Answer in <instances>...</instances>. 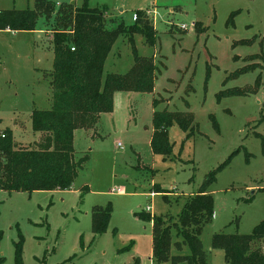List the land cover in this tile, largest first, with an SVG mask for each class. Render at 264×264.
<instances>
[{
	"label": "rangeland",
	"instance_id": "1",
	"mask_svg": "<svg viewBox=\"0 0 264 264\" xmlns=\"http://www.w3.org/2000/svg\"><path fill=\"white\" fill-rule=\"evenodd\" d=\"M34 1L0 0V11L32 10ZM48 1L79 7L83 0ZM88 6L106 9L108 27L131 25L134 11L147 8L156 42L149 46L135 34L134 47L163 66L152 92L116 91L111 113L74 131V160L84 161L70 189L0 190L2 264H15L19 235L23 264H157L151 222L137 214L176 221L188 196L229 159L207 188L213 216L199 235L206 264H226L223 251L211 248L212 235H246L264 221V0H88ZM53 20L41 14L30 31L0 30V130L11 128L21 145L37 136L32 110L51 105ZM240 40L250 43L233 45ZM255 54L261 59L254 70L231 77ZM132 64L127 36H119L104 74H124ZM233 89L248 91L219 96ZM164 109L190 115L193 125L190 135L177 123L166 129L168 155L150 147L152 113ZM107 205L106 230L94 235L91 212ZM188 253L173 231L170 254Z\"/></svg>",
	"mask_w": 264,
	"mask_h": 264
},
{
	"label": "trees",
	"instance_id": "2",
	"mask_svg": "<svg viewBox=\"0 0 264 264\" xmlns=\"http://www.w3.org/2000/svg\"><path fill=\"white\" fill-rule=\"evenodd\" d=\"M148 11L147 8L137 9L134 11L133 24L125 25L120 21L112 27L105 24V10L89 7L88 0H83L79 7L73 2L56 6L48 0H35L32 10L0 11V30L30 31L39 15L54 18L50 39L53 45V66L47 75L51 105L48 109H34L31 112V129L39 134L37 140L21 145L14 141L11 128L0 130V190L7 193L21 191L30 195L40 190L70 189L84 161L74 160V131L78 128H93L100 114L111 113L114 92L153 91L156 72L159 73L163 65L155 64L151 58L140 57L133 39L135 34H140L147 45L155 44L153 23L146 17ZM123 35L127 36L133 64L124 74H104L107 56L116 39ZM238 43L248 44L250 41L240 40L233 45ZM258 59H261L259 54L248 56L249 63L235 71L231 77L254 70L259 65L254 61ZM255 83H259V77ZM244 91L226 90L220 92L219 96L241 95ZM157 101H153L154 106ZM152 122L150 147L154 154H170L166 129L173 123H177L187 135L193 129L190 115L166 109L154 110ZM228 162L229 159L210 172L198 191L188 196L176 221L150 217L143 212L137 214L139 219L152 224L151 258L157 264H206L199 235L202 227L213 216V200L207 188L214 181L215 174ZM154 192L167 196L163 190ZM110 211L109 205L93 208L91 229L94 235L104 233ZM173 231L181 238V243L188 247L187 255L170 254ZM21 248L22 237L19 235L18 242L14 243L15 264H23ZM211 248L223 251L226 264H264V221L246 235L223 232L213 234ZM3 261L0 253V264Z\"/></svg>",
	"mask_w": 264,
	"mask_h": 264
},
{
	"label": "crops",
	"instance_id": "3",
	"mask_svg": "<svg viewBox=\"0 0 264 264\" xmlns=\"http://www.w3.org/2000/svg\"><path fill=\"white\" fill-rule=\"evenodd\" d=\"M89 7H91V6H89ZM97 8V7H96ZM105 8H103V10H104ZM104 15H105V18H107V19H112V17H108V14H107V11H106V9H105V12H104ZM107 15V16H106ZM103 114V113H102ZM101 115V114H100ZM37 134V136H36V139H34V140H37L38 139V137H39V134L38 133H36ZM33 140V141H34ZM32 142V141H31ZM153 192V191H152ZM152 225V224H151ZM151 239H152V235H151ZM151 255H152V245H151Z\"/></svg>",
	"mask_w": 264,
	"mask_h": 264
},
{
	"label": "built area",
	"instance_id": "4",
	"mask_svg": "<svg viewBox=\"0 0 264 264\" xmlns=\"http://www.w3.org/2000/svg\"><path fill=\"white\" fill-rule=\"evenodd\" d=\"M148 13H150V12L148 11ZM152 194H153V193H152ZM146 209H147V211H148V210H150V207H149V206H146Z\"/></svg>",
	"mask_w": 264,
	"mask_h": 264
}]
</instances>
